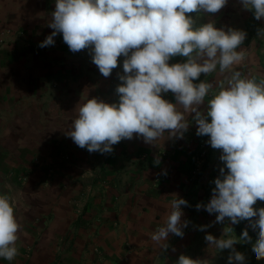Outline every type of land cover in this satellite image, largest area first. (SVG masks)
<instances>
[{
    "label": "crops",
    "instance_id": "obj_1",
    "mask_svg": "<svg viewBox=\"0 0 264 264\" xmlns=\"http://www.w3.org/2000/svg\"><path fill=\"white\" fill-rule=\"evenodd\" d=\"M54 10L55 0H0V194L15 198L22 225L19 255L13 261L0 258V264H155L201 236H223L232 226L228 219L215 223L217 214L196 209L210 202L224 164L221 151L210 146L196 173L200 141L209 137L196 135L194 121L183 139L147 144L134 135L110 154L89 153L66 135L87 99L119 102L124 57L106 78L90 50L71 52L60 42L62 34L52 46L8 53L15 41L36 46L51 35ZM195 16L202 24L194 28L213 22L225 31H246L241 46L246 59L239 70L264 77V37L257 35L264 18L256 20L240 0H228L215 14ZM185 59L176 56L169 63ZM222 78L217 71L194 83ZM164 98L175 103L171 92ZM174 195L188 201L181 219L189 224L183 237L169 234L165 251L151 234L165 223ZM202 225L211 226L198 230Z\"/></svg>",
    "mask_w": 264,
    "mask_h": 264
},
{
    "label": "clouds",
    "instance_id": "obj_2",
    "mask_svg": "<svg viewBox=\"0 0 264 264\" xmlns=\"http://www.w3.org/2000/svg\"><path fill=\"white\" fill-rule=\"evenodd\" d=\"M240 2L246 10L253 11L256 20L264 18V0ZM227 3L228 0H55L48 23L53 31L39 47L54 45V37L62 34L71 52L89 49L92 62L106 78L118 67V58L124 57V74L119 76L122 83L116 89L119 102L87 99L66 133L89 153L110 154L114 145L132 140L134 135L147 144L161 138L183 139L190 123L195 122L196 135L209 137L207 143L221 151L224 164L214 181L210 202L198 203L196 209L217 214L215 223H223L225 218L231 225L247 220L252 230L258 229L255 243L247 228L237 237L231 226L224 229L221 238L207 234L205 240L218 251L230 250L228 264H245V255L234 247L238 243H252L256 259L264 260V207H253L257 201H264V77L258 79L239 70L246 59L241 47L246 31H225L213 22L194 28L189 15L215 14ZM257 35L264 37V29H258ZM176 56L186 58L185 62L169 63ZM217 71L221 80L194 83L201 74L211 76ZM169 92L175 103L164 98ZM160 162L157 157L155 163ZM174 196L165 223L151 234V240L165 251L169 248V234L183 237V229L189 224L181 219V206L188 207V201ZM15 205L14 197L0 194V258L7 261L19 255L16 242L22 225ZM210 226H198V230L205 231ZM177 264L210 262L181 254Z\"/></svg>",
    "mask_w": 264,
    "mask_h": 264
},
{
    "label": "rangeland",
    "instance_id": "obj_3",
    "mask_svg": "<svg viewBox=\"0 0 264 264\" xmlns=\"http://www.w3.org/2000/svg\"><path fill=\"white\" fill-rule=\"evenodd\" d=\"M189 15L192 17V19L196 20V22H194V25L202 24V19L195 16L196 13H191ZM2 42L4 43L5 41ZM15 42L8 45V53L16 52V50L23 51L25 49H42L41 47H39V44H36V46H24L22 43L17 44ZM0 45L2 44L0 43ZM261 204V201H258L253 207L256 209L264 207L261 206ZM255 219H258V217L253 218V220ZM231 227L233 228L234 235L237 237H239L242 234L243 230L247 228L249 236L252 238V243H255L256 239L258 238V229L255 231L252 230L249 227V221L247 220L241 221L239 224L232 225ZM215 237L219 239L222 236ZM252 243H238L234 245V247L236 251L241 252L245 255V264H264V260L256 259L255 254L252 251ZM181 254L187 255L193 259H208L210 264H228V256L230 255V250L225 249L222 251H218L214 246H209L208 242H206L205 240V236H201L199 237V239H195L191 245L187 246L183 252L168 254L166 257L161 258L155 264H177L178 258Z\"/></svg>",
    "mask_w": 264,
    "mask_h": 264
},
{
    "label": "built area",
    "instance_id": "obj_4",
    "mask_svg": "<svg viewBox=\"0 0 264 264\" xmlns=\"http://www.w3.org/2000/svg\"><path fill=\"white\" fill-rule=\"evenodd\" d=\"M63 40V39H62ZM62 40H60L61 43H64ZM209 139H202L200 141V151L198 154V159H197V166H196V173L198 172V169L200 167V165L202 164L203 160L205 159V157L208 155L209 150H210V144L207 143Z\"/></svg>",
    "mask_w": 264,
    "mask_h": 264
}]
</instances>
